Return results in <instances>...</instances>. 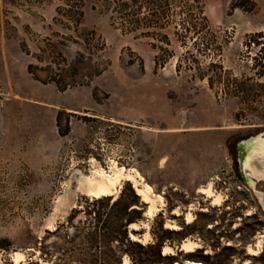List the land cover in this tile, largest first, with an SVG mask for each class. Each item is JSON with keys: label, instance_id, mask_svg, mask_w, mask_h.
<instances>
[{"label": "rangeland", "instance_id": "rangeland-1", "mask_svg": "<svg viewBox=\"0 0 264 264\" xmlns=\"http://www.w3.org/2000/svg\"><path fill=\"white\" fill-rule=\"evenodd\" d=\"M261 132L264 0H0V264H107L65 237L85 221L68 223L82 181L113 165L162 197L153 217L140 200L133 230L167 238L164 264H264V212L235 160ZM210 182L219 205L198 190Z\"/></svg>", "mask_w": 264, "mask_h": 264}, {"label": "trees", "instance_id": "trees-1", "mask_svg": "<svg viewBox=\"0 0 264 264\" xmlns=\"http://www.w3.org/2000/svg\"><path fill=\"white\" fill-rule=\"evenodd\" d=\"M59 123L60 113L57 116V124ZM83 200V204L73 209L68 216L69 224L80 214L85 217V221L80 222L83 227L75 226V236L65 237L68 243L76 239L85 240L90 250L94 251L95 258L99 259L98 255H103L107 264H123L122 260L125 257L130 260L131 264L163 263L162 248L167 238L157 236L154 225L151 228L152 241L147 245L130 237L131 233L136 235L135 230H130V226L133 223L140 224L144 212V206L140 203V198L133 187L127 184L116 198H83ZM161 226L160 224V228ZM62 227L64 228V225L53 232H47V235L59 234ZM162 234L165 236L170 233L163 231ZM224 250L232 252L234 249L227 247ZM136 251L138 254H135ZM145 254H147L146 257H144ZM263 255L264 252L261 256ZM199 263L208 264L207 261H199Z\"/></svg>", "mask_w": 264, "mask_h": 264}, {"label": "bare ground", "instance_id": "bare-ground-1", "mask_svg": "<svg viewBox=\"0 0 264 264\" xmlns=\"http://www.w3.org/2000/svg\"><path fill=\"white\" fill-rule=\"evenodd\" d=\"M246 158L244 165L248 169L246 173L248 182L254 186L252 178L264 179V138L253 143L246 148ZM95 166V165H94ZM128 182L132 185L135 193L139 196L140 200L147 204L148 208L145 211L147 217H153L157 212L160 211L159 204L162 203V197L153 193L152 187L143 182V178L133 169L126 170L124 168H118L115 165L111 167L110 173L108 174L102 168L94 167L93 171L89 176H86L81 182L82 187L80 188L90 198H101V197H112L116 198L121 191L122 182ZM200 193L205 194L211 199L212 204L219 205L223 202V196L221 194L214 193L212 190V183L210 182L206 188L198 189ZM175 214H179V211L175 209ZM193 215L191 212L185 214L186 223H191ZM145 225V224H144ZM166 228L176 229V225L166 224ZM139 224H132L130 228L137 229ZM133 240H139L137 237L132 236ZM140 241V240H139ZM260 240L257 245L260 246ZM200 245L198 242L186 239L181 244V251L191 254L194 253ZM249 253L255 255L259 252V248L254 250L249 248ZM174 249L170 246H164L162 248V255H173ZM25 254L21 251L13 253L12 260L14 264H20L25 261ZM43 264V263H42ZM123 264H128V259H124ZM183 264H201L197 262H185Z\"/></svg>", "mask_w": 264, "mask_h": 264}, {"label": "water", "instance_id": "water-1", "mask_svg": "<svg viewBox=\"0 0 264 264\" xmlns=\"http://www.w3.org/2000/svg\"><path fill=\"white\" fill-rule=\"evenodd\" d=\"M263 138H264V132H261L255 136H252L246 140L241 141L237 146H238V151H239L238 163H239V170H240L241 178L243 182L254 192L258 205L264 212V192L258 190L257 188L260 183H264V179L257 180L256 178L253 177L251 182H253L255 185L252 186L248 182V177L246 175V173L248 172V169L244 165V160L247 156L246 148ZM130 230L132 229L130 228ZM132 236H134V234L131 233L130 237Z\"/></svg>", "mask_w": 264, "mask_h": 264}, {"label": "flooded vegetation", "instance_id": "flooded-vegetation-1", "mask_svg": "<svg viewBox=\"0 0 264 264\" xmlns=\"http://www.w3.org/2000/svg\"><path fill=\"white\" fill-rule=\"evenodd\" d=\"M250 137H252V136H250ZM250 137H248V138H250ZM248 138H246V139H248ZM246 139H243V140H246ZM243 140H241V141H243ZM241 141H239V142L236 144V146H235V152H236V158H235V160H236V163H237L238 173H239L240 177H241V174H240L239 163H238L239 151H238V146H237V145H238ZM241 179H242V178H241Z\"/></svg>", "mask_w": 264, "mask_h": 264}]
</instances>
